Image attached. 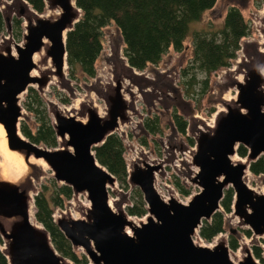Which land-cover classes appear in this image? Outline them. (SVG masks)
Listing matches in <instances>:
<instances>
[{"label":"water","instance_id":"obj_1","mask_svg":"<svg viewBox=\"0 0 264 264\" xmlns=\"http://www.w3.org/2000/svg\"><path fill=\"white\" fill-rule=\"evenodd\" d=\"M44 1L48 11L59 10V14L44 17L26 0H16V15L25 20L23 44L14 41L10 18L6 20L11 38L0 44V125L7 149L22 158L28 171L35 167L32 158L41 160L57 182L75 194L87 195L91 204L80 218L66 215L56 220L72 247L83 249L91 264H260L247 246L240 258L232 260L226 238H218L211 247L203 245L199 231L203 221H211L221 211L225 191L232 188L233 215L240 226L248 227L256 237L264 236V193L247 182L251 164L264 156V55L255 51L242 65V79L230 82L236 97L225 103L214 127L195 130L191 157L198 172L187 177L200 191L187 203L172 195L166 199L156 189V175L163 172L166 162L151 164L137 157L129 163V185L141 191L148 212L144 219H133L122 203L111 206L109 189L118 182L94 152L122 126L132 123L136 103L124 94L125 75L114 72L110 85L101 83L105 116L89 104L81 110L86 120L54 107L59 149L39 147L21 133L22 96L30 87L36 85L43 91L58 79L62 87L74 91L66 73V39L82 11L77 0ZM36 55L40 62L35 61ZM116 59L112 55L108 60L116 63ZM127 68L135 71L128 61ZM37 71L41 75L35 76ZM239 146L248 151L245 160H235ZM26 177L11 181L0 174V236L8 263L76 264L57 252L42 225L32 222L34 198L25 185Z\"/></svg>","mask_w":264,"mask_h":264},{"label":"trees","instance_id":"obj_2","mask_svg":"<svg viewBox=\"0 0 264 264\" xmlns=\"http://www.w3.org/2000/svg\"><path fill=\"white\" fill-rule=\"evenodd\" d=\"M39 14L47 12L44 0H26ZM218 0H77L82 17L74 29L67 34V65L71 80L93 79L97 75L96 64L103 52L105 28L115 25L120 31L125 50L124 55L131 67L144 72L151 65H158L171 50L182 52L184 42L191 33V26L199 22L205 12L212 9ZM256 8L261 9L264 0H256ZM12 35L17 43L22 42L25 33L23 20L14 17ZM252 22L245 19L238 8L231 7L220 29L192 32L193 56L183 69L185 80L182 87L187 98L200 105L210 89L212 75L230 68L237 59L243 39L253 34ZM7 34V24L0 12V38ZM63 104L71 102L67 95L58 93ZM28 113L21 121L20 130L33 144L48 149L59 147V139L54 129V119L48 110L47 102L35 88H29L23 102ZM212 112L214 111L211 110ZM173 123L182 134H186L188 122L174 110ZM144 135L140 142L149 147L148 136L157 137L165 134L162 122L157 115L147 116L143 120ZM195 145L193 139H189ZM95 157L116 179L124 191L130 190L129 169L126 160L127 148L123 138L114 134L101 146L94 149ZM238 155L247 158L248 151L239 146ZM250 171L255 176H264V156L251 164ZM174 186L182 196L191 192L182 185L179 178L174 177ZM73 198V190L66 185L59 187L44 186L34 197L35 219L50 234L52 244L63 257L76 264H88L86 256L72 247L64 234L56 225L54 214L63 209ZM132 206L127 212L132 217L143 218L147 215L143 194L136 188L131 191ZM234 191H225L221 208L211 221H203L200 237L211 242L225 232V214L233 211ZM250 237L252 232L245 231ZM229 245L232 250L239 246L234 234H231ZM3 241L0 238V264H9L2 252ZM254 255L262 259V250L254 248Z\"/></svg>","mask_w":264,"mask_h":264},{"label":"rangeland","instance_id":"obj_3","mask_svg":"<svg viewBox=\"0 0 264 264\" xmlns=\"http://www.w3.org/2000/svg\"><path fill=\"white\" fill-rule=\"evenodd\" d=\"M1 2L0 12H2L5 22L7 18H10L12 29V20L14 17H17L16 0H1ZM256 2V0H218L212 9L203 14L199 22L192 24L191 33L184 42L182 52L171 49L158 65H151L144 72L127 68L123 37L117 27L111 25L105 28L104 31V49L96 64L97 75L95 78L80 79V81L71 80L74 91L62 87L58 79L53 80L43 91H39L36 85L32 88H35L45 99L51 115H53L51 111L57 106L65 113H71L79 119L86 120V116L81 110L88 104L97 107L102 115L107 110V104L102 96L101 83L110 85L113 82L114 72L116 75L119 73L125 75L124 86L127 87V90L126 88L123 89L124 94L128 100L136 103V111L131 113L132 123L122 126L116 132L125 142L127 148L126 160L128 162L139 157L144 158L151 164L162 161L166 162L163 172L156 175V189L167 199L172 195L177 197L181 202L187 203L192 196L200 191V188L193 185L187 177L188 174L198 172V168L192 165L191 157L196 146L195 130H205L208 124L212 125L217 113L225 108V103L236 97L237 90L231 87L232 84L230 82L235 78L242 79V65L251 59L255 51L264 55V5L261 9H258L256 8ZM29 7L34 10L30 4ZM231 7L238 8L245 19L252 22L253 34L251 37L242 40L241 50L238 52V57L233 61L231 67L212 75L209 92L201 104L197 105L195 101L186 97L185 90L182 87V81L185 80L183 69L193 56L191 34L193 31L220 29ZM46 14H48V10ZM21 20L25 22L24 19ZM9 38L11 37L8 34L7 28V34L1 36L0 44ZM22 43L23 41L18 44ZM13 51L16 55L14 47ZM112 55L117 56L116 63L113 60H108ZM38 58L40 62V56ZM66 73L69 78L68 68ZM59 92L68 96L71 102L69 105L63 104L60 101L58 98ZM25 96L26 94L22 97V106ZM213 109L214 111L212 112L211 110ZM174 110L188 122L185 135L180 133L178 127L173 123L172 115ZM23 113L21 121L29 116L24 108ZM154 115L160 118L165 129V134L157 137L148 136L149 147H145L140 142V139L146 135L143 130V120L147 116ZM190 138L193 139L195 145L190 143ZM238 159L245 160V158H241L239 155L235 157V160ZM38 162L33 158L31 159V163L36 164L33 170L28 171L25 179V185L30 189L33 198L44 186L50 187L53 181H55L58 187L64 185L55 180L54 172L48 165L40 166L37 164ZM174 177L179 178L182 185L191 192L189 196H182L178 192L174 186ZM247 182L257 192L264 193V176H255L249 172ZM134 189L136 188L130 185V190L124 191L119 187V184L115 188H110L112 203H122L127 211V208L132 206L131 191ZM90 204L86 194L73 193V198L66 203L65 207L55 211L54 218L57 220V218L66 215L80 218ZM221 211L223 212L222 209ZM224 219L225 232L217 238H226L229 242L231 234L235 235L239 246L236 250L230 248L232 260L235 261L244 254L245 246L253 252V255L254 248L258 247L262 250V259H257L255 255L254 257L260 264H264V236L256 237L253 232L250 237L246 236L245 231L249 230V228L240 226L239 219L233 215V211L225 214ZM33 221L37 223L35 213ZM0 238L4 243L2 247H4L5 241L1 236ZM217 238L211 242H205L201 239V243L210 246L217 242ZM75 251L78 253L79 258H81V255L85 256L83 249H75ZM88 262V264H91L89 260Z\"/></svg>","mask_w":264,"mask_h":264},{"label":"bare ground","instance_id":"obj_4","mask_svg":"<svg viewBox=\"0 0 264 264\" xmlns=\"http://www.w3.org/2000/svg\"><path fill=\"white\" fill-rule=\"evenodd\" d=\"M59 14V10L56 11H48V14H45L44 17H55L56 15ZM38 56L35 57V61L39 62ZM35 76H38V72L34 73ZM106 112L104 115L101 114V116H105ZM5 130L3 127L0 125V171L1 175L8 180L11 181H21L23 180L27 173H28V168L24 164L22 158L15 152H11L7 149V142L5 138ZM36 164V163H35ZM38 165L44 166L45 163L43 161H39L37 163ZM111 206L113 207V203H111ZM77 218V217H76ZM34 216L31 215V220L33 223ZM2 250H5L4 247H2Z\"/></svg>","mask_w":264,"mask_h":264},{"label":"flooded vegetation","instance_id":"obj_5","mask_svg":"<svg viewBox=\"0 0 264 264\" xmlns=\"http://www.w3.org/2000/svg\"><path fill=\"white\" fill-rule=\"evenodd\" d=\"M46 9H47V7H46ZM37 13H38V12H37ZM46 13H47V12H46ZM46 13H45V14H46ZM38 14H39V13H38ZM45 14H40V15H45ZM17 18H18V17H17ZM6 24H7V23H6ZM24 26H25V23H24ZM24 34H25V33H24ZM23 37H24V36H23ZM22 41H23V40H22ZM22 44H23V43H22ZM40 58H41V57H40ZM49 67H50V66H48V67H44V68H45V70H46V69H49ZM67 68H68V65H67ZM52 71H53V70H52ZM37 72H38V71H37ZM39 75H41V74L38 73V76H39ZM69 79H70V78H69ZM70 80H71V79H70ZM51 83H52V82H50V84H51ZM50 84H49V85H50ZM30 88H32V87H30ZM28 90H29V89H28ZM27 92H28V91H27ZM25 94H26V93H25ZM25 94H24V95H25ZM24 95H23V96H24ZM23 96H22V97H23ZM52 117H53V116H52Z\"/></svg>","mask_w":264,"mask_h":264}]
</instances>
